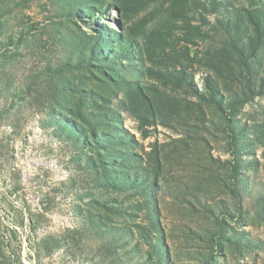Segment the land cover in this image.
I'll list each match as a JSON object with an SVG mask.
<instances>
[{"label": "rangeland", "instance_id": "rangeland-1", "mask_svg": "<svg viewBox=\"0 0 264 264\" xmlns=\"http://www.w3.org/2000/svg\"><path fill=\"white\" fill-rule=\"evenodd\" d=\"M0 264H264V0H0Z\"/></svg>", "mask_w": 264, "mask_h": 264}]
</instances>
